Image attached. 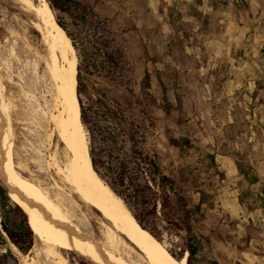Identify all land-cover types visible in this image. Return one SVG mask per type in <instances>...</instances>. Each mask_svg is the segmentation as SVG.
I'll return each instance as SVG.
<instances>
[{"label": "rangeland", "instance_id": "1", "mask_svg": "<svg viewBox=\"0 0 264 264\" xmlns=\"http://www.w3.org/2000/svg\"><path fill=\"white\" fill-rule=\"evenodd\" d=\"M66 1L64 11L55 9L53 15L70 34L80 68L77 89L89 151L92 146L104 161L116 163L134 139L155 154L165 170L195 169L210 180L218 208L206 210L196 222L202 245L192 264L257 261L264 235L248 216L254 209L264 210V45L255 55L245 54L243 46L229 37L215 12L223 0L215 11L207 10V3L215 0ZM38 5V0H0V118L10 130L14 170L43 191L57 192L54 182L62 184L50 155L54 152L62 162L64 146L55 135L50 141L36 135L39 127L30 117V106L44 111L50 101L42 61L37 60L36 73L26 66L36 52L45 50ZM145 68L150 73L148 88L143 85ZM158 74L173 105L175 94L181 98V108L170 114L161 108ZM23 90L33 93L35 102ZM34 115L42 120L40 114ZM46 126L50 131L52 126ZM37 154L50 163L46 170L37 166ZM207 154L214 155L215 167ZM237 160L250 167L258 182L248 184ZM82 216L100 248L131 264L122 253H132L130 244L125 241L108 249L98 231L101 216L87 214L86 208L77 212L78 218ZM215 241L225 247L216 249ZM165 244L173 249L167 239ZM43 247L34 233L27 253L13 249L9 240L0 250L10 249L21 264H30L36 253L42 257ZM60 251L67 264H92L74 252Z\"/></svg>", "mask_w": 264, "mask_h": 264}, {"label": "bare ground", "instance_id": "2", "mask_svg": "<svg viewBox=\"0 0 264 264\" xmlns=\"http://www.w3.org/2000/svg\"><path fill=\"white\" fill-rule=\"evenodd\" d=\"M38 1L36 12L43 25L41 38L45 50L44 54H39L36 50L37 57L26 66L29 65L36 73L40 62L37 60L42 61L50 101H46L44 111L30 106V117L33 125L41 128L40 131L39 128L35 130L36 135H43L46 141H50L52 135H55L64 146L61 152L62 162L54 152L50 155V163L56 168V176L62 184L60 186L57 180L54 182L57 192H51L48 188L43 191L34 183L23 180L14 170L10 130L4 119L0 118V180L21 205L33 231L44 243L42 257L36 253L30 264H67L61 249L74 252L92 264H123L118 256L100 248L93 234L88 231L91 226L87 218L77 217V212H81L83 208H86L87 214L96 213L101 216L103 222L99 224L98 231L109 246L108 249L119 247L125 241L132 246L131 254L122 251L131 264H188L186 254L176 259L141 226L130 209L96 172L81 120L77 62L73 56L71 39L56 21L47 0ZM26 47L31 49L29 45ZM22 92L30 100L35 99L33 93L26 90ZM35 113L40 114L42 120H37ZM47 124L52 126L50 131L46 129ZM36 163L42 170L50 165L49 162H44L41 154H37ZM13 249H16L14 245Z\"/></svg>", "mask_w": 264, "mask_h": 264}, {"label": "trees", "instance_id": "3", "mask_svg": "<svg viewBox=\"0 0 264 264\" xmlns=\"http://www.w3.org/2000/svg\"><path fill=\"white\" fill-rule=\"evenodd\" d=\"M48 2L52 12L55 9L64 11L67 3L66 0ZM56 21L66 30L58 19ZM157 79L164 113L170 114L173 108H181L180 95L175 94L177 103L173 105L159 74ZM77 80L81 82L79 67ZM143 85L145 88L150 86L147 68L144 69ZM131 141L132 148L116 163L104 161L91 146L92 164L105 183L125 202L137 222L173 257L179 259L186 252L187 262L192 264V259L202 245V235L196 229V222L206 210L218 208L216 192L210 180L203 179L195 169L185 166L165 170L155 154L139 147L134 139ZM207 158L209 164L215 167L214 155L207 154ZM236 166L248 184L258 182V176L249 171L250 167L243 166L238 160ZM34 233L21 205L0 180V246L9 240L19 251L27 253L32 247ZM245 238L246 242L248 238ZM165 239L173 249L165 244ZM0 264L21 263L10 249H5L0 250Z\"/></svg>", "mask_w": 264, "mask_h": 264}, {"label": "crops", "instance_id": "4", "mask_svg": "<svg viewBox=\"0 0 264 264\" xmlns=\"http://www.w3.org/2000/svg\"><path fill=\"white\" fill-rule=\"evenodd\" d=\"M204 1L208 2V0ZM214 2L213 5L207 3L208 11H215L213 7L219 0ZM223 3V7L216 9L215 12H217L216 15L222 23L224 31L229 34L231 39L243 46L245 54H257L264 45V0H223ZM231 170L233 173L236 171L235 168ZM262 213L264 210L257 208L251 211L248 217L262 227L264 235V215ZM221 246L225 247L217 241L213 243V247L216 249ZM257 249H262L257 261L250 262L237 258L240 260L239 264H264V241ZM234 264H237L236 259Z\"/></svg>", "mask_w": 264, "mask_h": 264}]
</instances>
